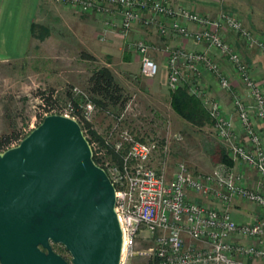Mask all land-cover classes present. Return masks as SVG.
Returning <instances> with one entry per match:
<instances>
[{"label": "built area", "instance_id": "built-area-1", "mask_svg": "<svg viewBox=\"0 0 264 264\" xmlns=\"http://www.w3.org/2000/svg\"><path fill=\"white\" fill-rule=\"evenodd\" d=\"M52 1L79 13L96 14L103 19L104 27H117L122 36H127L138 24L154 27L161 36L175 34L204 45L206 49L201 51L183 48L170 51L167 57L168 89L175 90L183 80L184 69L189 71L191 92L197 94L208 108L217 136L226 142L233 162L255 169L261 180L257 187H249L244 183L242 173L233 166L217 165L208 173H195L184 162L177 163L172 177L168 178L164 170L150 163L156 143L135 139L126 129L121 132L122 139L118 138L112 144V149L121 154V163L101 159L105 156L104 150L97 152L99 147L90 142L96 163L104 168L115 188V212L122 233L119 264L264 262V220L255 216L250 222H237L231 210L237 198L264 210V193L259 187L264 182V91L241 52L225 39L222 32L233 31L248 48L264 50V40L256 37L233 14L220 12L215 17L205 16L171 0ZM132 47L140 55V75L154 78L159 66L149 56V43L139 39L132 42ZM209 50L228 60L244 88V96L237 93L232 96L244 142L237 138L232 119L221 113L218 102L205 97L206 89L199 82V75L206 70L219 78L222 89L231 88L229 79ZM82 95L80 114L74 113L70 105L63 114L85 127V123H91L93 119L95 104L86 94ZM54 111L41 113L39 122ZM189 192L206 195L219 205L190 200ZM144 231L149 233L151 245L135 249ZM135 257L145 261H134Z\"/></svg>", "mask_w": 264, "mask_h": 264}, {"label": "rangeland", "instance_id": "rangeland-1", "mask_svg": "<svg viewBox=\"0 0 264 264\" xmlns=\"http://www.w3.org/2000/svg\"><path fill=\"white\" fill-rule=\"evenodd\" d=\"M44 1L46 5L43 13L44 18L41 19L42 22L34 23L32 41L29 43L25 55L20 59L0 60V135L15 130L22 137L38 125L43 103L38 96L39 90H54V98H56L60 109L52 113H65L69 107L68 92L80 99L82 94H86L88 77L92 71L101 66L98 59L88 60L80 55L81 52L86 51L84 48L86 43L79 34L77 20L84 13L65 6L71 10L69 15L67 10L62 11L58 3L52 0ZM215 2L209 5V9H211L209 12L204 8L203 13H209L210 17H215L220 12L233 14L241 18L243 24L256 37L264 40V0H217ZM180 3L196 9L191 3H189L190 5ZM110 31L106 27L99 29L97 39L100 42L104 41ZM222 33L225 39L240 51L239 46L234 45L228 39L230 34L235 37V33L228 30ZM241 41L240 39V43H238L243 48L245 44ZM249 48H251L249 51L259 58V69L251 68L242 56L248 63L253 77L264 91V50L257 47ZM204 49L206 47L201 45L191 48L190 51ZM208 52L218 62L221 71L229 79L231 88L230 90L222 89L219 85V78L204 70L198 78L207 91L205 97L215 100L220 106L222 105L220 98L213 94L214 91L211 92L209 87L204 86L206 83L209 86L208 82L204 84L202 81V76L207 73L214 76L213 85L215 84L216 94L224 96L229 101L235 93L242 96L243 92L245 93L243 86L240 90L235 88L232 84V76L228 74L232 69L228 60L218 56L216 52ZM232 71L234 70L232 69ZM189 73V71L184 72L185 76L191 75ZM129 78L126 90L129 97L127 106L122 110L110 108L109 111H106L95 104L90 127L84 129L87 138L99 147L96 149L97 152L100 149L104 150L105 156L101 159L116 163L122 162L121 154L112 149V144L118 138L122 139L121 132L126 129L135 139L156 143L157 148L150 163L153 167L164 170L168 178L172 177L179 162H184L195 173H208L217 165L241 168L242 164L233 162L226 142L218 138L212 119L196 125L186 121L172 110L170 92L173 90L168 89L167 82L166 89L152 90L146 83L145 79L147 78H143L140 71L139 77L135 75ZM224 112L225 109L222 105L221 113L226 115ZM235 134L238 139L244 142L241 131L239 133V130H235ZM223 154H226V158L231 161L232 165L224 161ZM202 203H206L205 200ZM248 209L255 213L253 205ZM148 235L147 231L143 232V237L137 240L135 249L151 245ZM52 247L67 259L70 258L68 252L61 245L52 244ZM134 261L145 260L135 257Z\"/></svg>", "mask_w": 264, "mask_h": 264}, {"label": "water", "instance_id": "water-1", "mask_svg": "<svg viewBox=\"0 0 264 264\" xmlns=\"http://www.w3.org/2000/svg\"><path fill=\"white\" fill-rule=\"evenodd\" d=\"M115 204V188L81 124L45 115L0 151V264H119Z\"/></svg>", "mask_w": 264, "mask_h": 264}, {"label": "crops", "instance_id": "crops-1", "mask_svg": "<svg viewBox=\"0 0 264 264\" xmlns=\"http://www.w3.org/2000/svg\"><path fill=\"white\" fill-rule=\"evenodd\" d=\"M171 1L174 3H191L197 9H195L196 11L200 12L201 14H205L203 13L204 10L207 9V12H209L211 10L209 9V5L213 4L217 0ZM44 2V0H0V60L20 59L25 55L27 48L29 47V43L32 41L33 37L32 26L34 23L42 22L41 19L44 18L43 13L46 6ZM58 5L63 12L67 10L66 12L68 14L71 13V10H68L65 5ZM208 14L209 13H206L205 15L208 16ZM78 19L79 20H77V23L80 29L79 34L81 39L86 43V46L84 47L86 49L85 52H88L89 54L93 55L95 59H98L101 65L108 66L113 71L117 81L125 88V90H127V83L130 79L129 77L135 75L139 77L140 71V55L137 50L132 47V42L139 39H144L151 46L149 50V56L153 58L159 66L158 74L154 78L145 79L147 80L146 83L149 85V87H151L152 90L160 88L162 90L166 89L168 76L166 58L168 57L171 50L176 47H183L187 50H191V48H197L201 46L195 44L189 39L175 34L161 36L157 33L154 27L145 28L139 26L138 24L134 25L133 29L127 36H122L119 33V29L117 27H108L107 29H110L111 31L108 32L105 40L100 42L97 39V34L99 29L104 27L103 19L96 14H84L81 15L80 18L78 17ZM244 26L246 25L244 24ZM246 28L248 27L246 26ZM228 39L234 45L239 46L242 55L250 64L251 68L259 69V58L249 51L251 48H247L245 45H243V48L240 47L239 43L241 38L239 36L235 34V37H233L230 34ZM209 51L211 52L212 50ZM185 71L186 70L184 69V72ZM184 72L183 81H189V77L191 80L192 75L185 76ZM228 74L232 76L233 86L240 90L242 85L234 71L230 69ZM213 78L214 76L210 73L204 74L202 76V81L204 84L206 82L209 83V86L207 83L204 86L209 87V90L211 92L214 91L213 94L220 98V101L222 102V105L225 109L224 113L226 116H229L232 119L235 130H239L240 133L238 125L239 123L237 122L236 116L234 114L232 99L229 101L228 99H225L224 96L222 97L221 95L215 93L217 90L215 84L213 85ZM243 95H245L244 92ZM237 170L242 173L244 183L249 187H257V184L261 181L258 173L253 168L242 165L241 168L237 166ZM259 187L264 193V182H261ZM188 198L190 200L199 202H203V200H205L206 203L219 205L206 195L195 192H189ZM252 205L253 204L242 199H235L231 207L234 219L237 222H250L255 216H258L264 220V210L253 205L255 213H252V211H249L248 209V207ZM246 264H264V262L262 260L256 262L247 260Z\"/></svg>", "mask_w": 264, "mask_h": 264}, {"label": "trees", "instance_id": "trees-1", "mask_svg": "<svg viewBox=\"0 0 264 264\" xmlns=\"http://www.w3.org/2000/svg\"><path fill=\"white\" fill-rule=\"evenodd\" d=\"M32 27H34V25ZM80 55L84 59L95 60V57L88 52H81ZM189 81L182 80L180 85L170 92V106L176 114L186 121L200 125L208 122L212 117L201 98L197 94L191 92V82ZM86 95L96 106L106 111H109L110 108L122 110L127 106L129 99L125 88L117 81L113 71L106 65H101L92 71L86 82ZM38 96L43 102L40 113H48L60 109L56 98H54V90H39ZM68 96V103L72 111L76 114H80V105L83 102V96L81 95L80 99H77L71 92H68ZM81 127L84 131L85 127H90V123H85V127L84 125H81ZM84 134L86 135L85 132ZM20 138L21 136H19V133L15 130L1 134L0 151L18 143ZM88 140L91 142L90 139ZM222 158L224 161L228 162L229 165H232L231 161L226 158V154H223ZM94 160L98 162L95 157Z\"/></svg>", "mask_w": 264, "mask_h": 264}]
</instances>
